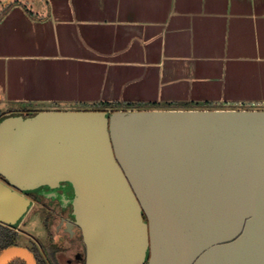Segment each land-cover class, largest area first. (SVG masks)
Masks as SVG:
<instances>
[{"label": "water", "instance_id": "water-1", "mask_svg": "<svg viewBox=\"0 0 264 264\" xmlns=\"http://www.w3.org/2000/svg\"><path fill=\"white\" fill-rule=\"evenodd\" d=\"M0 178V224L55 198L86 264H264V110L5 113Z\"/></svg>", "mask_w": 264, "mask_h": 264}, {"label": "crops", "instance_id": "crops-1", "mask_svg": "<svg viewBox=\"0 0 264 264\" xmlns=\"http://www.w3.org/2000/svg\"><path fill=\"white\" fill-rule=\"evenodd\" d=\"M1 3L0 109L264 105V0Z\"/></svg>", "mask_w": 264, "mask_h": 264}, {"label": "flooded vegetation", "instance_id": "flooded-vegetation-1", "mask_svg": "<svg viewBox=\"0 0 264 264\" xmlns=\"http://www.w3.org/2000/svg\"><path fill=\"white\" fill-rule=\"evenodd\" d=\"M0 181L6 184L2 178ZM68 190L69 187H66L63 191L59 190L58 194L68 195ZM25 198L30 205L20 225H27L34 212L40 213L42 216L38 217L37 222L43 231L44 240L24 233L27 231H21L18 227L15 230L18 235L15 247L28 251L35 264H86L87 249L81 230L70 221L69 205L63 206L57 199L41 195L28 194ZM22 235L27 236V240L20 244Z\"/></svg>", "mask_w": 264, "mask_h": 264}, {"label": "rangeland", "instance_id": "rangeland-1", "mask_svg": "<svg viewBox=\"0 0 264 264\" xmlns=\"http://www.w3.org/2000/svg\"><path fill=\"white\" fill-rule=\"evenodd\" d=\"M1 1V0H0ZM4 6V3H1L0 4V9H2ZM181 106V105H180ZM178 106V107H180ZM1 107V106H0ZM100 107L101 106H98V105H89V106H73L74 109H76L75 111H102L100 110ZM164 108L166 106H163ZM72 108V107H71ZM197 108V107H196ZM231 108H237V109H245V110H250V109H260V108H263L264 109V105L263 106H260V105H244V106H237V107H231ZM16 110L18 112H21V113H36V112H39L40 110L42 109H59L58 107H55L54 105H27V104H16V105H6V106H3L0 111L2 113H12V111L10 110ZM13 113H17L15 111H13ZM42 216L40 213L38 212H34L33 214H31V216L29 217V221L28 223H26L27 225H20L19 226V229L21 231H27V232H24V233H30L34 236H36L37 238H40L41 240H44V235H43V231L41 230L40 226H39V223L37 222V219L38 217ZM27 236L25 235H22L20 240H21V243H25L27 238ZM62 264V263H61Z\"/></svg>", "mask_w": 264, "mask_h": 264}, {"label": "trees", "instance_id": "trees-1", "mask_svg": "<svg viewBox=\"0 0 264 264\" xmlns=\"http://www.w3.org/2000/svg\"><path fill=\"white\" fill-rule=\"evenodd\" d=\"M5 11H6L5 9L0 11V20L3 17V15L5 14ZM101 107L108 108V109L115 110V111L116 110H126V109H130V110L142 109V107H138V105H134V104L132 105L129 103L124 104V105L117 104V103H109V104L107 103V104L101 105ZM166 107H169V106H166ZM174 107H175V105H174ZM189 109H193V108H189ZM22 114L24 116H30V115H33L35 113H22ZM4 115H5V113H2L0 111V119ZM17 238H18V235L14 229H11L9 227H6V226H3L0 224V253L4 250L8 249V248L17 246ZM8 264H25V263L23 262V260L16 259V260H13L12 262H10Z\"/></svg>", "mask_w": 264, "mask_h": 264}, {"label": "built area", "instance_id": "built-area-1", "mask_svg": "<svg viewBox=\"0 0 264 264\" xmlns=\"http://www.w3.org/2000/svg\"><path fill=\"white\" fill-rule=\"evenodd\" d=\"M225 106H226V107H231V104H229V103H225Z\"/></svg>", "mask_w": 264, "mask_h": 264}]
</instances>
